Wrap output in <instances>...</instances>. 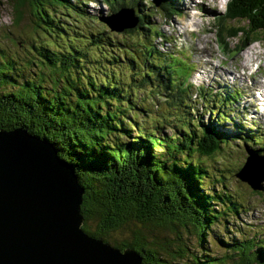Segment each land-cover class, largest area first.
Returning a JSON list of instances; mask_svg holds the SVG:
<instances>
[{
    "label": "trees",
    "instance_id": "trees-1",
    "mask_svg": "<svg viewBox=\"0 0 264 264\" xmlns=\"http://www.w3.org/2000/svg\"><path fill=\"white\" fill-rule=\"evenodd\" d=\"M86 1L9 0L16 27L29 11L28 35L36 40L19 37L14 50L0 41V129L21 128L53 144L84 190L83 231L120 250L132 249L142 264H264V239L244 233L229 239L220 230L232 228L243 206L234 194L221 192L219 176L205 166L241 135L247 149L252 137L251 153L264 152V143L255 142L260 133H245L228 116L229 101L238 94L219 98L196 88L200 99L194 101L188 84L193 68L185 75L177 70L184 53L157 50L149 41L140 49L117 40L99 14L89 15ZM229 2L228 17L249 25L243 46L259 41L264 0ZM103 3L110 14L133 8L136 29H146L149 16L136 10L138 0ZM168 5L162 1L172 13ZM136 29L123 33L133 38ZM144 31V38L160 33ZM200 100L210 111L221 105L216 121H232L233 136L194 120ZM261 231L255 233L262 236ZM113 232L125 237L113 239ZM212 240L222 254L208 248Z\"/></svg>",
    "mask_w": 264,
    "mask_h": 264
},
{
    "label": "rangeland",
    "instance_id": "rangeland-1",
    "mask_svg": "<svg viewBox=\"0 0 264 264\" xmlns=\"http://www.w3.org/2000/svg\"><path fill=\"white\" fill-rule=\"evenodd\" d=\"M172 1L174 2V0L169 2L171 3ZM103 2L104 0H87L86 10L89 15L97 16L99 14V17L110 15V9ZM126 2L129 4L128 1ZM138 2L139 6L136 7V10L139 8L141 13L144 12L149 16V22L144 27L146 29L157 28L160 33L158 35H152L153 33L149 36L145 35V39L144 34L146 32L144 30L146 29L139 31L135 28V37L133 36V38H130L133 34L111 32L116 34L117 40L124 38L125 42L129 40L128 42L135 43L140 49H142L141 47L145 42L149 41L150 45H153L157 50L171 51L174 54L176 52H179V54L184 53L187 58L183 59L180 56L183 65L177 66L179 74L182 72H184V75L187 74L191 69L188 67V64H190L194 67L193 78H190V83L194 85L206 84L205 86L210 88L212 87L211 83L216 79V89L226 90L229 88L239 92V98L231 108L235 114L245 116L244 126L248 130L261 132L259 134L261 135L260 139L259 137L258 140L256 138L255 142L257 144L264 143V34L260 35L259 41L243 46L245 37L243 31H246L249 25L246 22L231 20L228 17L226 8L230 3L229 0H190L196 7L194 11L190 12L188 10L184 12L181 9L179 10V8L184 9L186 7L182 4L183 0H180V2L175 0L174 4L176 5V2H179L178 4L181 6L178 5L179 7H176L173 3L171 4L177 8L179 13L177 16L168 17V19L160 11L154 10L153 7L151 9L148 5V0H138ZM30 18L29 11H26L22 25L16 27L14 25L11 3L9 0H0V41L3 43L2 45L14 50L12 43L19 37L28 36L36 40L35 35H28L30 34L29 30H31L29 26ZM238 30L240 32L236 33ZM235 33L237 34L236 36H234ZM223 49L228 50L231 56L228 54L229 57H227ZM248 55L252 56L253 61L251 60L248 63L247 70L246 68L244 70L242 66L245 67L249 60ZM212 68L217 71V76H214ZM206 71H209L210 78ZM198 72L201 74H198ZM256 87L261 88L260 90H255ZM189 93L194 101L199 100L195 95L194 89H191ZM157 99L159 101L164 100L163 97ZM159 106L166 108L163 103H160ZM151 107L154 109L153 104H151ZM195 107L198 112L193 113V116L199 125L209 128L215 127L218 131L227 133L228 136H233L236 130L231 122L223 121L215 126L216 114L210 117L209 112L202 106L201 101L199 103L196 102ZM152 111L151 118L155 115ZM234 120V123L237 124L238 119ZM247 132L249 131L245 130V133ZM167 134H171V132H167ZM243 140V135L240 136L239 140L237 138L236 140H231L229 145H224L223 152L218 153L212 159H207L205 166L211 167L212 171L209 169L211 175L219 176L223 186L222 189L219 188L221 192L226 191L234 194L243 206V211L238 214L237 218L232 220V228L222 225L220 230L229 239L241 238L242 235L240 233L264 239V235L258 236L255 233L256 230L260 232L264 230V190L259 192L260 194L258 195V192L252 191L247 184L237 180L234 175H229L235 169L238 171L247 158L256 160V156H264V152L251 153L250 147L248 146L249 149H247ZM255 149L258 150V146ZM261 186L264 187V181L261 182ZM90 227L94 229L93 225ZM124 237L125 234L121 235L119 232H113L112 234V238L116 240H121ZM207 246L211 251L222 254V250L218 248L219 245L216 241L212 240V242L207 243Z\"/></svg>",
    "mask_w": 264,
    "mask_h": 264
},
{
    "label": "water",
    "instance_id": "water-1",
    "mask_svg": "<svg viewBox=\"0 0 264 264\" xmlns=\"http://www.w3.org/2000/svg\"><path fill=\"white\" fill-rule=\"evenodd\" d=\"M100 20L114 33L138 24L126 8ZM255 159L247 158L235 177L263 191L264 157ZM83 194L53 144L21 128L0 129V264H142L132 249L83 231Z\"/></svg>",
    "mask_w": 264,
    "mask_h": 264
},
{
    "label": "bare ground",
    "instance_id": "bare-ground-1",
    "mask_svg": "<svg viewBox=\"0 0 264 264\" xmlns=\"http://www.w3.org/2000/svg\"><path fill=\"white\" fill-rule=\"evenodd\" d=\"M179 2H180V0H179ZM179 2H176V5L174 4L175 3V0H174V2L172 1V3L176 6V7H179V6H181L180 4H178ZM188 2V3H187ZM135 3V2H134ZM165 3H169V5L170 6H172V7H174L168 0H165ZM182 4L186 7V8H184V9H182V8H179V10L181 9L183 12L185 11V10H188L189 12L190 11H194L195 10V5H194V3L193 2H190V0H185V2H184V0H183V2H182ZM186 4V5H185ZM179 5V6H178ZM170 9V8H169ZM168 9V10H169ZM164 10V9H163ZM169 12H171V11H169ZM161 39V38H160ZM152 54V53H151ZM254 55V54H253ZM248 57H249V60L247 61V63H246V65H245V67H243L242 66V68L245 70V68H246V70H247V66H248V63L252 60V56H249L248 55ZM245 61V60H244ZM253 61V60H252ZM212 72H213V74H214V76H217L218 75V73H217V71H215L213 68H212ZM229 72V71H228ZM231 74V73H230ZM258 75V74H257ZM260 76V75H259ZM240 77V76H239ZM260 78V77H259ZM264 79V78H263ZM183 80V79H182ZM256 80H258V79H256ZM261 80V79H260ZM173 81V80H172ZM262 81V80H261ZM182 83V82H181ZM172 84H175V82L174 83H172ZM184 84V83H183ZM189 84V83H188ZM187 84V85H188ZM263 84V83H262ZM260 85H261V83H260ZM260 88L261 87H256L255 88V90H260ZM262 90V89H261ZM236 178V177H235Z\"/></svg>",
    "mask_w": 264,
    "mask_h": 264
}]
</instances>
